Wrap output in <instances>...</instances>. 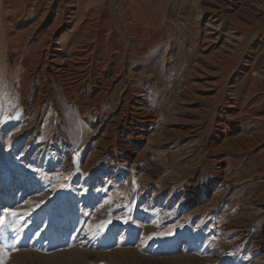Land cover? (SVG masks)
<instances>
[{
    "label": "rangeland",
    "instance_id": "rangeland-1",
    "mask_svg": "<svg viewBox=\"0 0 264 264\" xmlns=\"http://www.w3.org/2000/svg\"><path fill=\"white\" fill-rule=\"evenodd\" d=\"M0 220V264H264V0H0Z\"/></svg>",
    "mask_w": 264,
    "mask_h": 264
},
{
    "label": "bare ground",
    "instance_id": "bare-ground-1",
    "mask_svg": "<svg viewBox=\"0 0 264 264\" xmlns=\"http://www.w3.org/2000/svg\"><path fill=\"white\" fill-rule=\"evenodd\" d=\"M233 2V1H232ZM233 3H235V2H233ZM241 10V9H240ZM261 21V20H260ZM94 42V41H93ZM201 58V57H200ZM50 61V60H49ZM55 61V60H54ZM204 61V60H203ZM68 62V61H67ZM61 63V62H60ZM59 63V64H60ZM70 63V62H69ZM203 63V62H202ZM58 64V63H57ZM63 64V62L61 63V65ZM71 64V63H70ZM69 64V65H70ZM67 65H68V63H67ZM72 65V64H71ZM74 68V67H73ZM56 69V68H55ZM59 69V68H58ZM69 69V68H68ZM76 68H74V70H75ZM108 69V68H107ZM106 69V70H107ZM51 70H53V69H51ZM73 70V71H74ZM77 70V69H76ZM108 70H110V69H108ZM60 71V70H59ZM64 71V70H63ZM102 71V70H101ZM99 72H100V70H99ZM70 73V72H69ZM72 73V72H71ZM109 73V72H108ZM98 74V73H97ZM55 75V74H54ZM65 75V74H64ZM103 75H105V74H103ZM116 75V74H115ZM57 76H59V74L57 75ZM61 76V75H60ZM111 76V75H110ZM104 77V76H103ZM115 76H114V74L112 75V78H114ZM111 78V79H112ZM100 79V78H99ZM81 81V80H80ZM98 81V80H97ZM105 82H106V80H104ZM108 81V80H107ZM102 82H103V79H102ZM101 87H103V85H102V83H101ZM101 87H99V88H101ZM105 89V88H104ZM93 90V89H92ZM103 90V89H102ZM90 91V90H89ZM98 91H100V90H98ZM97 91V92H98ZM104 91V90H103ZM107 91V90H106ZM100 92H102V91H100ZM103 94V93H102ZM102 94H99V92L96 94V95H94L95 97V100L94 101H90V100H87V101H90L89 102V104H91V105H96L97 103H98V99H99V97H101L102 96ZM91 95V94H90ZM89 95V96H90ZM128 96H129V94H128ZM84 98V97H83ZM86 98V97H85ZM90 98V97H89ZM93 98V99H94ZM88 99V98H87ZM127 99H129V98H127ZM102 100H103V98H102ZM125 101V100H124ZM129 101V100H128ZM86 102V101H85ZM140 110V109H139ZM142 111V110H141ZM133 114V113H132ZM152 115V114H151ZM151 115H150V113H148V112H142V113H140L139 112V114L137 115L138 117H137V119H139L142 123H149V122H152V120H151ZM153 116V115H152ZM124 128V127H123ZM257 133V132H256ZM259 133V132H258ZM257 133V134H258ZM215 152V151H214ZM7 179V178H6Z\"/></svg>",
    "mask_w": 264,
    "mask_h": 264
},
{
    "label": "crops",
    "instance_id": "crops-1",
    "mask_svg": "<svg viewBox=\"0 0 264 264\" xmlns=\"http://www.w3.org/2000/svg\"><path fill=\"white\" fill-rule=\"evenodd\" d=\"M24 65V64H23ZM14 66H15V64H14ZM14 66H13V68H14ZM13 68L12 69H10V70H13ZM22 69H23V66L20 68V71H19V73L17 74V76H16V80H15V82L16 81H18V79H19V77H20V74H21V71H22ZM83 110V107L81 108V111ZM84 111V110H83ZM16 117V116H15ZM11 126H17L18 125V122H17V120H12V122H11V124H10ZM204 193H202V196H200L199 194H197L194 198H195V202H198L199 200H201V199H203L204 197ZM237 259H238V257H237ZM237 263V262H236Z\"/></svg>",
    "mask_w": 264,
    "mask_h": 264
},
{
    "label": "snow or ice",
    "instance_id": "snow-or-ice-1",
    "mask_svg": "<svg viewBox=\"0 0 264 264\" xmlns=\"http://www.w3.org/2000/svg\"><path fill=\"white\" fill-rule=\"evenodd\" d=\"M11 215H16V213H11ZM0 223H2V220H0ZM99 230L103 231V225L99 226ZM3 248H4V245L0 244V250H3Z\"/></svg>",
    "mask_w": 264,
    "mask_h": 264
}]
</instances>
